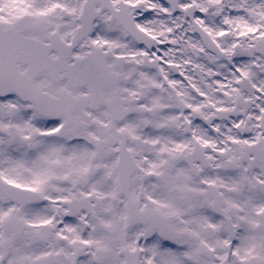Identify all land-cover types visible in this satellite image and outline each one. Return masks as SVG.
I'll list each match as a JSON object with an SVG mask.
<instances>
[{
	"label": "snow or ice",
	"instance_id": "obj_1",
	"mask_svg": "<svg viewBox=\"0 0 264 264\" xmlns=\"http://www.w3.org/2000/svg\"><path fill=\"white\" fill-rule=\"evenodd\" d=\"M0 264H264V0H0Z\"/></svg>",
	"mask_w": 264,
	"mask_h": 264
}]
</instances>
